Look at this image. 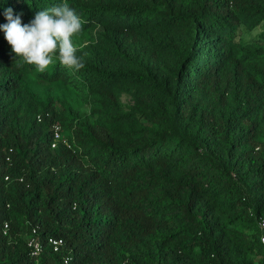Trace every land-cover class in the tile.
<instances>
[{
  "label": "trees",
  "instance_id": "16d2710c",
  "mask_svg": "<svg viewBox=\"0 0 264 264\" xmlns=\"http://www.w3.org/2000/svg\"><path fill=\"white\" fill-rule=\"evenodd\" d=\"M62 2L79 71L0 27V264H264V0H0V25Z\"/></svg>",
  "mask_w": 264,
  "mask_h": 264
},
{
  "label": "clouds",
  "instance_id": "9594fccd",
  "mask_svg": "<svg viewBox=\"0 0 264 264\" xmlns=\"http://www.w3.org/2000/svg\"><path fill=\"white\" fill-rule=\"evenodd\" d=\"M4 15L8 22L0 27L12 52L38 72L44 73L57 59L63 67L76 71L85 66L72 42L82 31L83 21L68 3L38 11L29 24H23L12 8Z\"/></svg>",
  "mask_w": 264,
  "mask_h": 264
},
{
  "label": "built area",
  "instance_id": "2783aa9c",
  "mask_svg": "<svg viewBox=\"0 0 264 264\" xmlns=\"http://www.w3.org/2000/svg\"><path fill=\"white\" fill-rule=\"evenodd\" d=\"M37 119L40 120V116H37ZM52 129V143L51 147H55L59 141H61V133H60V125L57 123H54L51 127ZM65 145L69 147V144L67 141H63ZM259 226L261 228V235H260V241L264 244V218L259 221ZM7 224H4V233L6 232ZM47 245H49L53 251H57L60 246L63 245L62 238L59 237H53L48 236L46 239ZM27 247L29 248L30 255L32 256H38L43 252V245L40 238L37 236L36 229L33 228L31 231L30 238L27 241ZM69 260V257L64 258L63 263H67Z\"/></svg>",
  "mask_w": 264,
  "mask_h": 264
},
{
  "label": "rangeland",
  "instance_id": "374dc122",
  "mask_svg": "<svg viewBox=\"0 0 264 264\" xmlns=\"http://www.w3.org/2000/svg\"><path fill=\"white\" fill-rule=\"evenodd\" d=\"M240 38L245 43H250L255 46H261L264 48V23L259 22L252 29L247 27L241 28ZM120 103L123 108H126L131 103V98L126 93L120 94Z\"/></svg>",
  "mask_w": 264,
  "mask_h": 264
}]
</instances>
